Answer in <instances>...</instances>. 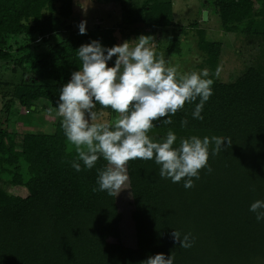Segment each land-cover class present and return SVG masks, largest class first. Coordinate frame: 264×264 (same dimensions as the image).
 <instances>
[{
	"label": "trees",
	"instance_id": "16d2710c",
	"mask_svg": "<svg viewBox=\"0 0 264 264\" xmlns=\"http://www.w3.org/2000/svg\"><path fill=\"white\" fill-rule=\"evenodd\" d=\"M131 1L122 6L119 32L136 24L145 29L170 26V0ZM71 6L72 0H0V60L11 59L8 42L21 37L17 64L27 65V81L23 78L10 97L29 113L36 112L39 100L57 109L60 88L78 70L76 52L81 45L92 41L116 45L114 28L94 27L83 35L70 28L66 20ZM202 6L216 15L222 31L264 44V0H205ZM196 36L197 50L214 81L203 119L192 117L197 99L171 116V124L154 121L149 135L159 141L172 130L177 136L174 146L193 135L230 138L231 147L217 155L211 154L210 145L212 171L200 170L194 187L186 189L183 180L172 183L161 178L154 160L129 161L134 241L126 247L120 241L115 197L93 192L98 188L97 169L106 161L100 158L91 170L80 162L77 172L71 166L77 154L59 117L51 133L21 134L7 129L4 118L0 185L19 188L25 195H12L0 187V264H141L159 253L172 254L173 264H264V220L258 222L249 210L255 201H264V63L219 82L214 72L220 44L207 41L203 30ZM176 41L171 32L167 54H179ZM115 59L108 66H114ZM95 111L107 112L111 117L107 122L114 120L111 109L97 105ZM185 118L188 124L182 127ZM173 230L181 233V239L190 233L193 246L184 249L174 243Z\"/></svg>",
	"mask_w": 264,
	"mask_h": 264
},
{
	"label": "clouds",
	"instance_id": "9594fccd",
	"mask_svg": "<svg viewBox=\"0 0 264 264\" xmlns=\"http://www.w3.org/2000/svg\"><path fill=\"white\" fill-rule=\"evenodd\" d=\"M78 27L81 35L86 34L85 21ZM153 39L140 35L112 47H105L99 41L81 45L76 52L78 70L60 88L57 116L77 154L71 166L79 172L80 162L91 170L100 158L106 161L104 168L97 169L98 188H93V192H107L116 197L127 189V164L133 160H154L159 165L161 178L172 183L183 180L186 189L192 188L200 170L212 171L208 165L210 145L212 155L232 145L230 138L205 136L201 139L193 135L181 138L179 145L174 146L177 136L172 130L159 141L150 137L154 121L163 119L164 124H171V116L197 99L199 103L195 104L192 117L202 120L201 112L213 94L214 83L207 69L180 73L162 54L157 57L150 46ZM113 57H116L114 66L109 67ZM215 75L219 77V69ZM97 105L111 109L116 118L98 123ZM180 123L186 127L188 121L185 118ZM249 210L256 214L258 222L264 220V201H255ZM171 237L181 248L193 246L190 233L181 239V233L173 230ZM173 261L172 254L166 257L159 253L141 264H173Z\"/></svg>",
	"mask_w": 264,
	"mask_h": 264
},
{
	"label": "rangeland",
	"instance_id": "374dc122",
	"mask_svg": "<svg viewBox=\"0 0 264 264\" xmlns=\"http://www.w3.org/2000/svg\"><path fill=\"white\" fill-rule=\"evenodd\" d=\"M131 1V0H129ZM171 21L170 26L165 29H145L140 25H131L126 29L117 30L121 25L122 6L127 7L128 0H72L71 15L66 24L72 29H79L81 21L86 22V30L94 27L114 28L116 45L126 40H135L140 35L152 36L154 39L150 46L157 57L161 54L166 61L178 67L180 73L205 69L203 55L197 50L196 32L203 30L207 41L220 44L219 61L214 72V78L219 82H227L238 77L248 67H258L264 63V44H259L255 39H250L237 34H230L222 31L219 22L210 9H205V0H170ZM131 1L130 3H132ZM141 2L137 0L135 4ZM133 5V4H132ZM206 11V20H202L201 12ZM173 32L177 39L176 48L179 54H167L169 34ZM21 37L11 38L9 54L11 59L0 60V120L7 119V129L30 133H51L53 131L57 116V109L49 107L44 100L35 102L36 112L29 113L17 106V103L10 97L11 91L16 85L22 83L24 73L28 71L27 65L17 64L20 57L19 48ZM36 45V44H33ZM32 46V45H31ZM37 49H33L36 52ZM24 65V67H23ZM112 67V66H109ZM219 69L220 75L215 73ZM232 81V80H231ZM4 103V104H3ZM5 105L3 109L2 106ZM97 122H107L111 117L107 112H97ZM116 113H114V119ZM20 136L15 139L16 146H19ZM9 194L23 197L25 193L19 188L2 186ZM127 188V184L125 185ZM117 211L120 214L119 231L121 244L126 247L133 246V229L129 220L131 211L128 189L122 190L115 197Z\"/></svg>",
	"mask_w": 264,
	"mask_h": 264
},
{
	"label": "water",
	"instance_id": "95a60500",
	"mask_svg": "<svg viewBox=\"0 0 264 264\" xmlns=\"http://www.w3.org/2000/svg\"><path fill=\"white\" fill-rule=\"evenodd\" d=\"M201 18L203 21L206 20V11L201 12ZM32 110H33V107H30V111H32Z\"/></svg>",
	"mask_w": 264,
	"mask_h": 264
}]
</instances>
